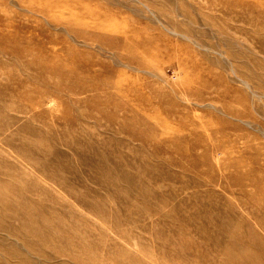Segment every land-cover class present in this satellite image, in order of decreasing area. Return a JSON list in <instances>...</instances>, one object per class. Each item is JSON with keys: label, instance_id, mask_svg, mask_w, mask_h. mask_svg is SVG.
<instances>
[{"label": "rangeland", "instance_id": "rangeland-1", "mask_svg": "<svg viewBox=\"0 0 264 264\" xmlns=\"http://www.w3.org/2000/svg\"><path fill=\"white\" fill-rule=\"evenodd\" d=\"M0 264H264V0H0Z\"/></svg>", "mask_w": 264, "mask_h": 264}, {"label": "bare ground", "instance_id": "bare-ground-1", "mask_svg": "<svg viewBox=\"0 0 264 264\" xmlns=\"http://www.w3.org/2000/svg\"><path fill=\"white\" fill-rule=\"evenodd\" d=\"M11 39H8V42L10 41ZM5 42H7V41H5ZM20 43V42H19ZM13 47V46H12ZM13 50H15V49H13ZM16 51V50H15ZM23 50L22 49H17V54L16 55H18V54H20L21 52H22ZM14 52V51H13ZM54 60H57V58H55V56H54V58L52 59V60H50V63H48V66L47 67H49V68H51L50 70L51 71H53L54 72V70H59L60 71V67H58L57 65H56V63L54 62ZM55 64H54V63ZM63 66V65H62ZM60 68V69H59ZM66 71H67V69H66ZM62 72H64V71H62ZM70 72V71H69ZM84 90V89H83ZM115 103V102H114ZM133 108V107H132Z\"/></svg>", "mask_w": 264, "mask_h": 264}]
</instances>
